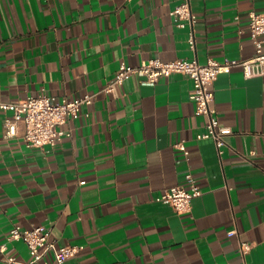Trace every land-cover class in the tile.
Masks as SVG:
<instances>
[{
    "label": "crops",
    "instance_id": "1",
    "mask_svg": "<svg viewBox=\"0 0 264 264\" xmlns=\"http://www.w3.org/2000/svg\"><path fill=\"white\" fill-rule=\"evenodd\" d=\"M179 2L0 0V100L95 93L55 145H28L23 121L7 136L12 111L0 108V243L15 224H45L56 244L83 246L68 264H244L238 247L249 240L246 264H264V74L236 66L215 79L214 106L231 129L220 150L198 136L207 117L189 75L133 74L102 91L122 62L255 55L249 12L264 0H191L195 49L191 26L170 14ZM188 172L201 193L179 213L157 196L188 185ZM9 245L30 258L25 242ZM41 264H56L53 251Z\"/></svg>",
    "mask_w": 264,
    "mask_h": 264
},
{
    "label": "built area",
    "instance_id": "2",
    "mask_svg": "<svg viewBox=\"0 0 264 264\" xmlns=\"http://www.w3.org/2000/svg\"><path fill=\"white\" fill-rule=\"evenodd\" d=\"M170 14L179 26H191L188 42L191 48L196 47L194 14L191 0H180L171 10ZM248 27L255 43L256 53L248 59L225 58L218 60L209 57L201 62L197 57L175 58L164 60L160 57H151L138 65H128L122 62L115 77L110 80L102 91L110 92L133 74L142 75L147 81L156 82L174 72H182L193 80V91L190 94L195 102L197 114L207 117L206 131L199 133V137H213L219 150L224 144V135L231 131L230 127L222 125L214 106L215 92L213 83L221 72H229L233 67L240 66L246 76L264 74V11L255 9L249 12ZM95 93H85L75 97H58L38 93L28 95L22 99L0 100V108L11 110L12 115L6 119V135H15L20 121L24 122V138L28 145L45 146L55 145L64 135L71 131L64 127L70 118L77 115L83 104H92ZM177 148L185 154L189 150L183 141L176 143ZM188 185L178 184L167 187L157 196V199L172 205L177 212H189L192 208V199L201 193L192 172L186 174ZM83 182V181H82ZM236 231L232 230L230 234ZM23 241L30 251L27 261H18L12 253L10 243ZM253 243L241 240L238 251L243 258L249 253ZM83 248L80 244H56L51 238V228L45 224H34L23 227L15 224L9 230L6 241L0 243V264H41L47 251H53L56 264H68L69 258L76 255Z\"/></svg>",
    "mask_w": 264,
    "mask_h": 264
}]
</instances>
